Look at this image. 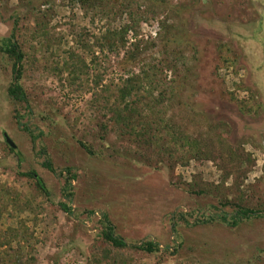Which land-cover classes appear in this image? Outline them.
<instances>
[{
    "label": "rangeland",
    "instance_id": "obj_1",
    "mask_svg": "<svg viewBox=\"0 0 264 264\" xmlns=\"http://www.w3.org/2000/svg\"><path fill=\"white\" fill-rule=\"evenodd\" d=\"M131 1L149 13L127 32L124 49L112 54L100 51L106 22L98 16L90 23L62 0H0V38L11 34L15 18L31 20L34 6L51 12L48 26L55 43L52 48L39 44L25 29L23 49L28 63H35L21 79L29 112L7 95L11 62L0 52V188L15 189L18 198L26 194L32 207L39 206L21 211L14 206L20 200L11 202V195L0 192V232L24 221L38 242L31 240L20 250L23 255L31 251L37 264H93L91 253L102 246L99 219L107 213L115 233L129 244L159 243L157 253L131 251L133 264H264V217L235 228L220 221L194 224L222 211L230 214L235 202L264 208V0ZM26 20L22 24L32 25ZM221 44L229 49L225 63L219 59ZM69 51L77 57L75 64L81 63L79 69L89 71L76 80L83 88L69 84L66 71L50 68H61ZM142 70L158 82L152 102H162L156 113L203 141L208 158L173 165L157 146L147 147L130 128L108 121L93 106L94 93L109 79ZM95 74L101 76L96 87ZM13 108L22 124L35 134L43 132L56 173L41 166L40 143L33 144L17 126ZM5 136L21 152V163ZM80 140L93 154L80 147ZM65 167L76 175L70 215L57 206L63 185L58 171ZM31 169L43 178L49 197L20 175ZM178 213L188 224L178 221Z\"/></svg>",
    "mask_w": 264,
    "mask_h": 264
},
{
    "label": "trees",
    "instance_id": "obj_2",
    "mask_svg": "<svg viewBox=\"0 0 264 264\" xmlns=\"http://www.w3.org/2000/svg\"><path fill=\"white\" fill-rule=\"evenodd\" d=\"M52 0H46L50 2ZM67 2V6L71 8L77 7L83 12L84 19L92 23L95 20V16L99 17V20L104 19V30L100 34L101 47L100 51L107 50L109 53L115 54L119 49H124L127 42V32L133 30L145 21V15L149 11L142 6V4H134L131 0H62ZM31 4V3H30ZM136 6L138 9V15L133 12L132 9ZM143 8V9H141ZM36 10L35 16L32 19L26 20V17L22 18V21H18L15 18L13 21L12 32L9 36L0 38V52L4 54L7 59L11 62V73L12 79L7 86V95L13 101V105L23 104L26 112L30 111V101L27 89L24 87L21 79L23 78L24 72L29 66L32 68L35 63H28L30 57L29 54L23 49V39L25 29L30 35V39H33L39 44L47 43L53 47L52 37L50 35V28L48 26L51 12L47 10L34 9L31 7V12ZM153 13V11H150ZM34 13V12H32ZM31 14V13H30ZM154 15V14H152ZM31 21L30 24H22V22ZM118 22L117 25L114 21ZM124 20L126 22L124 23ZM24 29V30H23ZM28 35V36H29ZM61 38H58L59 42ZM139 45V44H138ZM224 50L228 51L226 44H221L219 47V59L223 63L229 59L224 54ZM127 51V50H126ZM66 61H63L62 67L56 64L51 69L58 70V74L66 71L69 75L68 83H73L77 86L76 80H81V76L84 74L88 75L86 70H80L79 66L81 63L75 64L77 59L74 51H69L66 56ZM34 61V59L32 60ZM31 61V62H32ZM85 69L88 68L83 65ZM217 68V66H216ZM106 70L104 71V73ZM124 76L118 78H111L108 82L104 83L92 97L93 106L102 112V116L108 121L121 127L130 128V134H133L135 139L145 143L147 147L157 146L161 154H166L169 159H173L171 164L179 162H186L190 158L201 159L203 157L208 158L210 156V150L207 145H203V141L200 142L197 139L192 138L190 135L185 134L182 131H178L175 125L170 120L163 119L160 113H156L159 103L162 102L161 98L156 99L152 102L154 92L158 90V82L148 71L142 70L140 72H127ZM106 74V73H105ZM89 76V75H88ZM87 76V77H88ZM101 76L96 75L93 77V86H100ZM77 87L83 88L84 84L79 83ZM161 96V95H159ZM151 102V103H150ZM156 102V103H154ZM240 105L243 101H238ZM14 110L15 123L22 131L26 132L34 144L39 141L40 147L37 151L40 156H43L41 166L51 173H56V169L50 160L49 154L42 143L43 132L35 134L29 127L24 123H21L22 115H19L17 109ZM144 111L145 115L139 111ZM150 112L146 114V112ZM138 125V127H136ZM106 127V126H104ZM7 136H5L6 139ZM9 138V137H8ZM10 139V138H9ZM7 142V141H6ZM14 144V143H13ZM78 144L88 154H93L92 149L83 141H78ZM9 146V150L15 154L18 163H21L23 156L21 152L15 150L14 147ZM233 156V155H232ZM230 156V159L232 158ZM236 158V156H234ZM236 162L235 159L232 158ZM243 162V161H242ZM241 163V162H240ZM239 164V163H238ZM20 175L33 181V187L37 192L44 196L49 197V191L41 175L35 170L31 169L25 172H20ZM58 175L63 178V185L61 187V200L57 203L58 208L67 215L72 213L70 202L73 198V181L76 179V175L71 172L69 167H65L58 171ZM1 193L4 196L11 195L12 201L20 200V205L17 208L24 212L35 211L36 207L31 206V197L24 194L25 198H18L16 190L9 187H1ZM13 192V194H12ZM1 195V194H0ZM1 197V196H0ZM2 198V197H1ZM0 198V201H1ZM15 203V201H14ZM227 206V205H223ZM233 210L229 214L223 212L216 216L209 215L207 218L197 219L194 223H211L214 221H220L221 223L229 227H239L243 223H250L252 220L260 219L264 217V208L255 209L248 205H241V203L235 202L232 205ZM93 210H89L88 214H93ZM179 222H185L188 224V220L185 219L182 213H178L177 217ZM101 229L97 233L99 245L95 247L94 252L91 253L90 262L93 264H133L132 252L141 251L148 254L157 253L161 250L159 243L152 240H145L139 244H129L120 235L115 233V225L111 223L107 213L102 214V218L99 219ZM36 222V221H35ZM37 223V222H36ZM175 225H173V228ZM33 241L34 245L38 242L32 233V230L25 224L24 221L20 222L17 229L7 230L0 232V264H37V259L33 256L32 252H27L23 255L20 250V246L23 244H29V241ZM14 243L17 244L14 246ZM31 248V247H30ZM178 248L175 247L172 252H177Z\"/></svg>",
    "mask_w": 264,
    "mask_h": 264
},
{
    "label": "water",
    "instance_id": "obj_3",
    "mask_svg": "<svg viewBox=\"0 0 264 264\" xmlns=\"http://www.w3.org/2000/svg\"><path fill=\"white\" fill-rule=\"evenodd\" d=\"M6 141L9 143V145H11V147H14L13 142L8 137H6Z\"/></svg>",
    "mask_w": 264,
    "mask_h": 264
}]
</instances>
